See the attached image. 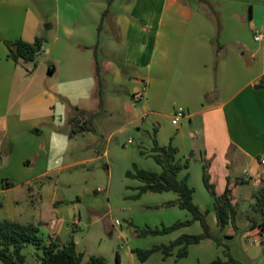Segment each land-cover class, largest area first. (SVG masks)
Listing matches in <instances>:
<instances>
[{
	"label": "crops",
	"instance_id": "crops-1",
	"mask_svg": "<svg viewBox=\"0 0 264 264\" xmlns=\"http://www.w3.org/2000/svg\"><path fill=\"white\" fill-rule=\"evenodd\" d=\"M108 8L111 17L103 20ZM106 29L111 33L107 34L109 49L106 64L100 65L101 77L111 75L113 85L124 88L116 89V94L129 95L131 102L121 97L105 98L103 114L110 112L109 103L114 104L116 110L131 117L115 134L128 126L143 133L128 170L133 167L135 172L147 157L155 162V137L160 147L172 144L178 150L177 160L190 163L179 179L188 180L194 203L224 242V246L212 240L192 245L182 259H178L182 248L178 246L168 258L163 251H156L141 261L135 250L166 247L183 235H199L203 230L196 222L169 235L141 236L144 229L188 222L192 215L179 207H166L178 200L175 193L139 195L143 183L126 174L134 181L127 188L132 190L129 199L135 202L128 204L126 229L117 231L127 247L125 251L119 247L117 264H122L124 253L130 264H210L218 258L227 262L228 256L242 264H264V231L260 227L250 229V219L256 215L255 195L264 187V165L260 163L264 158V0H0V221L38 225L45 244L51 240L65 244L74 239L78 252L83 253L78 231L84 218L78 205H63L66 194L58 189L53 176L64 167H58L53 158L62 162L68 154L77 157L87 152L80 138H87L91 144L86 148H92L98 136L91 132L74 137L62 133L46 107L52 94L68 102L66 119L70 124L71 108L93 113L99 104L92 110L75 103L72 91L63 93L56 87L41 90V109H36V97L31 100L29 114L15 113L32 88L20 69L22 61L17 64L9 57L5 41L33 43L43 38L42 52L60 66L50 70L52 76L59 73V85L76 89L94 79L95 52H99L101 32ZM257 32L260 42L255 41ZM178 108H183L186 116L174 126ZM60 117L63 123L64 115ZM35 131L36 135L44 133V143L40 144ZM107 154L108 150L104 156ZM34 155L35 166L41 168L36 175ZM204 162L218 195L225 193L229 181L235 186L237 230L231 224L224 230L218 227L215 201L205 188ZM241 167L249 172V181L237 174ZM150 172L160 173L161 169L156 163ZM44 178L49 180L37 189L36 200L32 181ZM146 198L156 202L143 208L158 209V219L152 224L148 212L141 213L147 217L144 227L135 226L141 215L131 207L138 202L148 204ZM67 223L74 226L72 232Z\"/></svg>",
	"mask_w": 264,
	"mask_h": 264
},
{
	"label": "rangeland",
	"instance_id": "rangeland-1",
	"mask_svg": "<svg viewBox=\"0 0 264 264\" xmlns=\"http://www.w3.org/2000/svg\"><path fill=\"white\" fill-rule=\"evenodd\" d=\"M106 30L101 32V44L98 49L99 52L97 53L100 65L106 64V53L107 49H109L107 45V34L111 33V31ZM45 49L49 50L48 46ZM47 54L48 53L45 55L44 52L41 51L35 62H21L20 69L23 75L28 78L27 83L31 84L32 92L24 98L21 105L17 106L14 112L20 115L29 114L33 107L31 100L36 97V109H41L42 106L40 105L42 104H38L41 90L55 89L56 87L63 93L72 91L73 93L70 95H73L72 97L75 103L78 102L77 104H82L94 110L99 104V86L96 77H94L93 80H87L78 86L76 85V89L71 87V85L61 86L58 84L59 73L55 77L49 76V72L53 70V67L59 70L60 66L58 64V66L55 65L53 61L48 58ZM102 79L105 81L106 85L104 99H116L121 97L131 102L129 95L116 94V89L124 90V88L115 87L111 75H105ZM49 96V105L46 107L47 112L56 117V123L61 126L60 131L62 133L69 132V134H71L72 129L66 119L70 104L68 102H61L60 98L54 96V94ZM79 99L82 101H79ZM108 107L110 108L109 113L105 115L101 114L94 120L93 126L98 136L95 141V147L93 145L92 148H86L91 142H89L87 138H80L82 143L81 146H84L87 152L77 155V157L76 155L72 157L71 154H68V159L62 162L57 159L56 156L53 158V155V160L59 163L58 167H64V170L56 173L53 179L57 181L58 189H61L66 194V202H64L63 205L70 208H73V205H78L77 207L82 212L84 219L78 231L79 250L85 253L88 259H90V257H104L106 259V264H117L119 247L122 245L124 251L127 248L126 243L118 238L117 231L126 229V222L129 221L126 210L130 208L128 204L135 202L129 199L132 190L127 188V186L129 187V184L134 183V181L127 178L126 174L129 171L128 168L133 165L132 159L134 157V152L140 146L143 133H138L134 126H128L124 131L115 134L121 126L131 120V117L125 112L122 113L116 110L114 104L109 103ZM44 108L43 106V110ZM61 115H64V124L61 123ZM111 136L112 138L109 140ZM36 137L40 140V144L44 143V133L36 135ZM130 140L133 141L132 145H129ZM107 150L108 154L104 156ZM36 158V155H34V175L39 173L41 169L35 166ZM88 159L96 160L93 162L85 161ZM54 166L55 164L53 167ZM137 166V169H146L148 171L156 169V163L148 157L144 158L141 164ZM129 172L135 173L133 167ZM248 173L249 172H245L242 167L237 171L238 175L249 178L250 174ZM47 180H49V178L32 181V187L35 188V193L32 192L34 199L37 200L39 198L37 189H42V187L45 186L44 182H47ZM136 182L138 181L136 180ZM156 195L158 194H148L149 197H155ZM146 200L147 198L144 199V201ZM147 201H149L148 204L138 202L133 204L131 208L137 215L148 212L147 214L150 215L148 220L153 222L155 219H158L155 218V216H157L159 211L155 208L149 209L148 211L145 210L144 208L146 205L150 206V204H153L151 202H156L155 200H151V198ZM145 218L147 217L141 215L136 219L134 225L144 227L143 219ZM117 221H119L122 228L116 224ZM152 224H154V222ZM66 227L70 228L71 232L74 229V226L70 223H67ZM165 227L167 228L170 226L165 225ZM160 228L162 227L159 226V229ZM112 233L114 234L113 236ZM23 253L27 258L26 264H39L37 255L42 254V252L38 250L36 246L29 244L24 249ZM123 258L122 264H130L131 259L125 253ZM0 264L2 263L0 262Z\"/></svg>",
	"mask_w": 264,
	"mask_h": 264
},
{
	"label": "trees",
	"instance_id": "trees-1",
	"mask_svg": "<svg viewBox=\"0 0 264 264\" xmlns=\"http://www.w3.org/2000/svg\"><path fill=\"white\" fill-rule=\"evenodd\" d=\"M111 17L110 9L103 13V20ZM221 26H219V33ZM45 43L43 38H37L33 43L25 41H5V45L9 50V57L15 62H35L37 56L41 53ZM95 77L98 82V98L99 106L96 112L71 108L69 122L71 124L72 137L84 133H95L94 120L99 115L103 114L105 99L103 90V81L100 74V63L98 54L95 52ZM155 146L153 148L152 158L161 169L160 173L150 172L148 170H140L135 168V173H127L131 179L139 180L143 185L139 189V195L143 194H160V193H175L178 195V200L169 204L166 207H179L192 215V220L188 222H178L170 227H162L160 229H144L141 231V236H159L169 235L183 227L191 226L196 222H200L203 232L194 236H181L178 240L171 243L169 246L154 247L149 251L135 250L141 261H147L156 251H163L165 258L172 255L176 247L182 246L178 253V259L186 258L188 248L192 245L201 243L202 241L212 240L218 246H224L223 238L218 236L207 223L205 215L199 210L194 203V190L188 185L186 178L180 180L179 174L190 166L189 161H178L176 156L178 150L171 144L170 146L160 147L155 137ZM3 161V156L0 153V165ZM208 164L204 162V182L205 188L215 201L214 211L218 220V227L222 230L226 226L232 225L236 230L237 202L235 200V186L229 181L226 186L225 193L218 195L214 185L211 183L208 175ZM256 206H254L255 217L250 219V229L260 227L264 231V187L255 195ZM36 246L42 254L37 255L39 264H106L105 258L92 257L89 260L85 259L83 253H79L74 239L68 240L67 243L61 244L51 240L48 244L44 243L40 236V227L38 225H21L9 221H0V262L3 264H26L27 258L24 255V249L29 245ZM228 256V254H227ZM229 260L224 262L222 258H218L210 264H242L228 256Z\"/></svg>",
	"mask_w": 264,
	"mask_h": 264
},
{
	"label": "built area",
	"instance_id": "built-area-1",
	"mask_svg": "<svg viewBox=\"0 0 264 264\" xmlns=\"http://www.w3.org/2000/svg\"><path fill=\"white\" fill-rule=\"evenodd\" d=\"M255 41L256 42H260L261 41V35H260V32H257L256 33V35H255ZM138 99H141V96H138ZM186 116V113H185V111H184V109L183 108H178L177 110H176V112H175V114H174V117H173V125L174 126H177L178 124H179V121L182 119V118H184ZM130 143H132V142H130ZM260 163L262 164V165H264V158H262L261 160H260ZM250 180V178H248V177H246L245 179H244V181H249ZM116 224L118 225L119 224V221H117L116 222Z\"/></svg>",
	"mask_w": 264,
	"mask_h": 264
},
{
	"label": "water",
	"instance_id": "water-1",
	"mask_svg": "<svg viewBox=\"0 0 264 264\" xmlns=\"http://www.w3.org/2000/svg\"><path fill=\"white\" fill-rule=\"evenodd\" d=\"M52 74H53V71H50V72H49V76H52Z\"/></svg>",
	"mask_w": 264,
	"mask_h": 264
}]
</instances>
